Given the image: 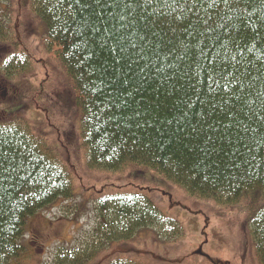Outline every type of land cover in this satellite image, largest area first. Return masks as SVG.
I'll return each instance as SVG.
<instances>
[{"label": "trees", "instance_id": "1", "mask_svg": "<svg viewBox=\"0 0 264 264\" xmlns=\"http://www.w3.org/2000/svg\"><path fill=\"white\" fill-rule=\"evenodd\" d=\"M22 2L43 27L37 50L69 81L78 123L68 130L86 168H141L195 201L247 207L252 264H264V0ZM2 18L0 45L9 50L1 76L13 85L35 62L26 43L28 31L32 39L38 32L18 33L10 16ZM0 115V264H13L27 219L72 198L74 183L58 134ZM97 203L99 241L166 233L163 223L170 237L182 232L146 197L120 193ZM102 245L58 246L48 264H90Z\"/></svg>", "mask_w": 264, "mask_h": 264}, {"label": "rangeland", "instance_id": "2", "mask_svg": "<svg viewBox=\"0 0 264 264\" xmlns=\"http://www.w3.org/2000/svg\"><path fill=\"white\" fill-rule=\"evenodd\" d=\"M1 5L2 20L5 22L10 16L18 33L28 27L38 33L32 39L31 31H28L26 45L34 50L35 62L25 76L8 81L14 86L2 79L1 65L9 49L0 45V111L6 113L5 121L15 122L21 118L34 129L44 130L46 135L55 137L58 134L61 143L57 146L63 154L69 152L67 158L71 161L67 162L74 183L72 198L58 199L27 219L20 241L24 251L13 264H48L58 246L78 249L91 241L101 242L103 247L90 264H104L115 258L135 259L140 264H252L247 207L222 208L209 201H195L179 187L141 168L129 166L118 173L86 168L83 153L73 150L78 144L73 137L78 119L69 81L54 67L51 56L37 50L42 49V25L38 20L34 21L37 26L33 25L29 8L22 0H4ZM5 10L9 16L2 14ZM46 74L49 78L39 96L38 87ZM65 131L67 140H63ZM120 193L146 197L163 217L177 221L182 232L170 237L171 233L163 223L161 226L166 233L153 228L142 230L130 241L113 242L109 239L111 234L99 241L93 234L94 227L100 222L95 210L97 201ZM250 203L247 200L244 204ZM197 253L200 254L197 256Z\"/></svg>", "mask_w": 264, "mask_h": 264}, {"label": "snow or ice", "instance_id": "3", "mask_svg": "<svg viewBox=\"0 0 264 264\" xmlns=\"http://www.w3.org/2000/svg\"><path fill=\"white\" fill-rule=\"evenodd\" d=\"M97 6H101V0H96Z\"/></svg>", "mask_w": 264, "mask_h": 264}]
</instances>
